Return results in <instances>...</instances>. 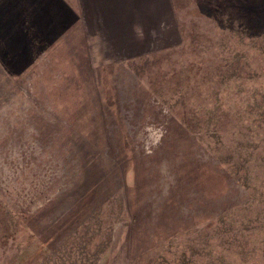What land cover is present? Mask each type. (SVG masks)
I'll return each mask as SVG.
<instances>
[{"label": "rangeland", "instance_id": "1", "mask_svg": "<svg viewBox=\"0 0 264 264\" xmlns=\"http://www.w3.org/2000/svg\"><path fill=\"white\" fill-rule=\"evenodd\" d=\"M113 2L0 0V264H264V0Z\"/></svg>", "mask_w": 264, "mask_h": 264}, {"label": "trees", "instance_id": "2", "mask_svg": "<svg viewBox=\"0 0 264 264\" xmlns=\"http://www.w3.org/2000/svg\"><path fill=\"white\" fill-rule=\"evenodd\" d=\"M97 189V185L96 183H92V194L94 191H96ZM93 198V196H92ZM90 196L88 195V193L84 196V198H82V200L80 201V204L77 205L78 211L82 210V208H84L88 202H89ZM92 225H96L92 227V246L93 248L96 246L97 242L101 239V236L103 235V229H102V225L100 224V221L96 218L95 221L92 222ZM97 248V246H96ZM104 248H102V250L98 251L96 250L93 254V259H92V264H97V262L100 259V256L102 255V253L104 252Z\"/></svg>", "mask_w": 264, "mask_h": 264}, {"label": "crops", "instance_id": "3", "mask_svg": "<svg viewBox=\"0 0 264 264\" xmlns=\"http://www.w3.org/2000/svg\"><path fill=\"white\" fill-rule=\"evenodd\" d=\"M102 1L101 0H92V2L95 4L96 7H99L100 6L102 9L107 8V7H110L109 6L110 3H114L113 2L114 0H102ZM105 4H108V5H105ZM144 16H146V15H144ZM115 26H116V23H115ZM124 26H125V24L122 25L121 30H123ZM114 30H115V28H113V31ZM94 48L96 50V44H95Z\"/></svg>", "mask_w": 264, "mask_h": 264}]
</instances>
